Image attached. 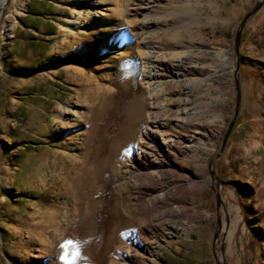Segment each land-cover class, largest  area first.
Returning a JSON list of instances; mask_svg holds the SVG:
<instances>
[{
    "label": "rangeland",
    "instance_id": "1",
    "mask_svg": "<svg viewBox=\"0 0 264 264\" xmlns=\"http://www.w3.org/2000/svg\"><path fill=\"white\" fill-rule=\"evenodd\" d=\"M2 2L0 264H264V0Z\"/></svg>",
    "mask_w": 264,
    "mask_h": 264
},
{
    "label": "water",
    "instance_id": "2",
    "mask_svg": "<svg viewBox=\"0 0 264 264\" xmlns=\"http://www.w3.org/2000/svg\"><path fill=\"white\" fill-rule=\"evenodd\" d=\"M8 0H3L1 7H3L6 2ZM262 2L258 1L255 6L249 11L247 12V14L242 18V20L240 21V23L237 26L236 32H235V38H234V51H235V57H236V61H235V68H234V86H235V91H236V99H235V104H234V110H233V114L231 117V120L227 126V129L223 135L222 141H221V145L219 148V151L217 153V155L212 159L211 163H210V168L213 164V162L215 161V159H217V157L222 153L226 142L228 140V137L231 133V129L234 125L235 119L237 117L238 114V110H239V92H238V84H237V80H236V75L239 69V62H240V58H239V43H240V36H241V32L246 24V22L260 9Z\"/></svg>",
    "mask_w": 264,
    "mask_h": 264
},
{
    "label": "bare ground",
    "instance_id": "3",
    "mask_svg": "<svg viewBox=\"0 0 264 264\" xmlns=\"http://www.w3.org/2000/svg\"><path fill=\"white\" fill-rule=\"evenodd\" d=\"M137 5H139L138 3H137ZM73 55H75V51H70L69 53H68V56H73ZM233 227V226H232ZM229 231V230H228ZM229 234L231 233V231H229L228 232ZM232 234V233H231ZM228 235V234H227ZM231 237V236H230Z\"/></svg>",
    "mask_w": 264,
    "mask_h": 264
},
{
    "label": "crops",
    "instance_id": "4",
    "mask_svg": "<svg viewBox=\"0 0 264 264\" xmlns=\"http://www.w3.org/2000/svg\"><path fill=\"white\" fill-rule=\"evenodd\" d=\"M33 7L34 6H31V8H33ZM30 13L33 14V15H37V13L35 11H31Z\"/></svg>",
    "mask_w": 264,
    "mask_h": 264
},
{
    "label": "snow or ice",
    "instance_id": "5",
    "mask_svg": "<svg viewBox=\"0 0 264 264\" xmlns=\"http://www.w3.org/2000/svg\"><path fill=\"white\" fill-rule=\"evenodd\" d=\"M61 259H63V257H61ZM68 264H71V261H69Z\"/></svg>",
    "mask_w": 264,
    "mask_h": 264
}]
</instances>
